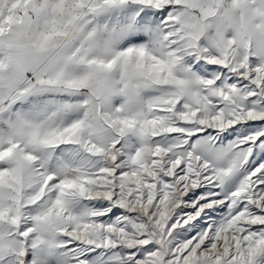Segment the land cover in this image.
<instances>
[{"label": "snow or ice", "instance_id": "6c2138e0", "mask_svg": "<svg viewBox=\"0 0 264 264\" xmlns=\"http://www.w3.org/2000/svg\"><path fill=\"white\" fill-rule=\"evenodd\" d=\"M0 264H264V0H0Z\"/></svg>", "mask_w": 264, "mask_h": 264}]
</instances>
